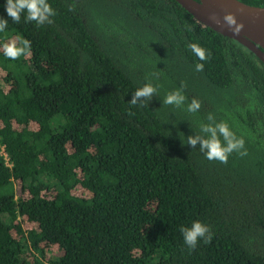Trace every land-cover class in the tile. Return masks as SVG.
Returning a JSON list of instances; mask_svg holds the SVG:
<instances>
[{
    "label": "trees",
    "instance_id": "1",
    "mask_svg": "<svg viewBox=\"0 0 264 264\" xmlns=\"http://www.w3.org/2000/svg\"><path fill=\"white\" fill-rule=\"evenodd\" d=\"M48 2L53 22L37 26L0 0V264H264L261 59L176 0ZM20 39L30 51L7 58ZM190 43L211 53L203 71ZM146 79L157 94L130 106ZM182 85L185 104H164ZM208 114L246 156L221 164L187 144L207 138ZM193 220L213 237L189 250Z\"/></svg>",
    "mask_w": 264,
    "mask_h": 264
},
{
    "label": "clouds",
    "instance_id": "2",
    "mask_svg": "<svg viewBox=\"0 0 264 264\" xmlns=\"http://www.w3.org/2000/svg\"><path fill=\"white\" fill-rule=\"evenodd\" d=\"M75 7V3L69 4L68 10L74 11ZM4 8L7 17L16 24L21 22L22 14L25 22L34 21L37 26H43L45 23L51 24L53 22L51 18L56 15V11L52 8L48 0H6ZM224 19L234 32L238 33L242 28V25L236 22L233 15L226 14ZM7 26L8 19L0 17V32H4ZM188 47L200 61L196 63L195 70L198 72L203 71V62H206L209 59L211 53L198 43H190ZM30 49L31 41L27 39H20L19 41L12 40L3 45V54L11 60H16L26 55ZM182 89L183 85L179 89L169 91L165 95L163 103L176 107L183 106L186 97L183 94ZM156 94L157 86H154L150 80L146 79V82L133 92L129 105L145 106V101L150 100L153 95ZM200 109V100L193 97L190 103L187 104L186 110L190 113H196ZM129 115H134V113L129 112ZM206 119L211 123H201L200 132L207 133V138H204L199 134L194 136L189 135L186 139L187 144L192 148H196L199 143L200 151L204 153L208 160L219 161L221 164H226L229 155L234 152L241 157L247 155L245 140L243 137H238L230 129L227 122H217L212 114H208ZM179 231L182 234L184 244L189 250H194L200 241L204 244L211 242L213 237L210 225L199 220H193L190 226L181 225Z\"/></svg>",
    "mask_w": 264,
    "mask_h": 264
},
{
    "label": "water",
    "instance_id": "3",
    "mask_svg": "<svg viewBox=\"0 0 264 264\" xmlns=\"http://www.w3.org/2000/svg\"><path fill=\"white\" fill-rule=\"evenodd\" d=\"M201 24L232 37L248 47L264 63V2L251 4L241 0H176ZM231 14L242 25L234 32L225 22Z\"/></svg>",
    "mask_w": 264,
    "mask_h": 264
},
{
    "label": "built area",
    "instance_id": "4",
    "mask_svg": "<svg viewBox=\"0 0 264 264\" xmlns=\"http://www.w3.org/2000/svg\"><path fill=\"white\" fill-rule=\"evenodd\" d=\"M1 153H3L4 159L7 160V156H6L5 152L2 150V148H1Z\"/></svg>",
    "mask_w": 264,
    "mask_h": 264
}]
</instances>
